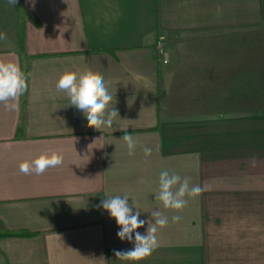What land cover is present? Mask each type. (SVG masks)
<instances>
[{"label": "crops", "instance_id": "obj_1", "mask_svg": "<svg viewBox=\"0 0 264 264\" xmlns=\"http://www.w3.org/2000/svg\"><path fill=\"white\" fill-rule=\"evenodd\" d=\"M0 33V59L18 62L28 84L15 109L0 103V223L33 234L0 239V264H264V0H0ZM87 70L113 96L112 128L88 127L56 89L65 71ZM97 138L104 147L88 153ZM54 151L61 166L19 171ZM164 170L204 191L165 209L155 200ZM124 195L140 219L169 220L138 262L115 257L135 234L120 240L98 207Z\"/></svg>", "mask_w": 264, "mask_h": 264}, {"label": "clouds", "instance_id": "obj_2", "mask_svg": "<svg viewBox=\"0 0 264 264\" xmlns=\"http://www.w3.org/2000/svg\"><path fill=\"white\" fill-rule=\"evenodd\" d=\"M17 0H8L10 5L16 4ZM32 7H35L36 0H28ZM5 33H0V40H6ZM28 89L27 77L22 71L18 62L12 60L0 59V103L5 108L15 109L19 97ZM58 91L65 92L70 100V105L81 110L87 120V126L102 131L103 128H112L114 118L118 115L115 108L109 110V105L113 100V96L109 93L105 85L104 78L97 72L87 70L83 73L74 71H65L56 83ZM11 101V103H10ZM122 139L126 142L129 155H134L137 141L131 134L123 135ZM95 139L88 145V153L93 148H103L104 145ZM145 156L151 155V148L143 149ZM83 163H75L81 166ZM64 157L59 152L41 153L32 161H24L19 165V171L25 175L36 174L42 175L49 168L61 166ZM190 177H181L178 174H170L164 170L159 174V188L155 194V200L159 201L165 209L176 211L182 210L187 206L188 200L185 197L195 198L199 196L204 189L200 185H191ZM110 214L114 218L119 231L117 236L120 240L133 242L134 247L127 251H114L117 259L125 261L138 262L150 256L152 252L159 246L157 232L158 229L168 225V217L159 210L151 211L152 220L145 221L140 219L141 212L137 210L134 202L129 204V196H113L103 199L98 206ZM133 208L136 209L135 213ZM180 216H173V222H179ZM148 224L146 234L136 231Z\"/></svg>", "mask_w": 264, "mask_h": 264}, {"label": "trees", "instance_id": "obj_3", "mask_svg": "<svg viewBox=\"0 0 264 264\" xmlns=\"http://www.w3.org/2000/svg\"><path fill=\"white\" fill-rule=\"evenodd\" d=\"M23 37H24L23 22L21 21L20 22V31H19V47H20V49H23L22 48ZM32 236H33L32 233L25 232V231H22V232H8V231H6L3 228L2 224L0 223V239H3V238H30Z\"/></svg>", "mask_w": 264, "mask_h": 264}, {"label": "built area", "instance_id": "obj_4", "mask_svg": "<svg viewBox=\"0 0 264 264\" xmlns=\"http://www.w3.org/2000/svg\"><path fill=\"white\" fill-rule=\"evenodd\" d=\"M155 51L158 57V62L162 65L168 63V55L164 46V37L158 36L155 44Z\"/></svg>", "mask_w": 264, "mask_h": 264}]
</instances>
